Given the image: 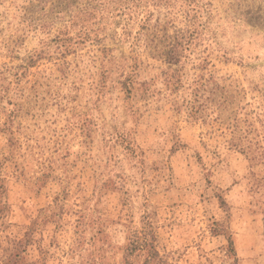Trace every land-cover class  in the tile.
I'll return each instance as SVG.
<instances>
[{"label":"rangeland","instance_id":"374dc122","mask_svg":"<svg viewBox=\"0 0 264 264\" xmlns=\"http://www.w3.org/2000/svg\"><path fill=\"white\" fill-rule=\"evenodd\" d=\"M20 240L264 264V0H0V262Z\"/></svg>","mask_w":264,"mask_h":264},{"label":"trees","instance_id":"16d2710c","mask_svg":"<svg viewBox=\"0 0 264 264\" xmlns=\"http://www.w3.org/2000/svg\"><path fill=\"white\" fill-rule=\"evenodd\" d=\"M27 246L28 244L21 240L7 244V248L4 250L6 256L2 257L0 264H23Z\"/></svg>","mask_w":264,"mask_h":264}]
</instances>
